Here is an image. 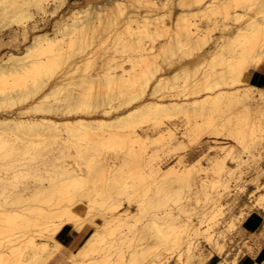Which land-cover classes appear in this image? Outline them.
Segmentation results:
<instances>
[{"label": "rangeland", "instance_id": "obj_1", "mask_svg": "<svg viewBox=\"0 0 264 264\" xmlns=\"http://www.w3.org/2000/svg\"><path fill=\"white\" fill-rule=\"evenodd\" d=\"M102 1L68 0L62 8L56 10L55 0H47L46 7L48 8L45 9V14L38 12L35 7L32 8L31 6L29 9L33 13L30 10L28 13L34 15L33 18H35L28 21L23 19L28 27V31L25 32L21 27L24 21L17 22L14 17H10L12 20L10 18L5 19L6 21L3 20L0 24V64L7 60L9 53L22 54L35 36L43 33H49L53 36L57 30L58 21L62 17H66L71 10L81 8L88 2L100 3ZM173 2L172 0H158V7L161 12L169 8L176 12L181 9H191L190 7L173 6L171 4ZM0 4L1 9L5 1L0 0ZM247 4L251 5L250 10L242 8ZM230 5L229 18L232 17L231 14L235 10L240 12L246 10L248 15L241 17L240 21L229 18H225L229 20H224L220 14L212 15L214 17L213 22H216V28H214L213 22H208L206 16L202 19L197 17L198 20H202L204 26L207 25L206 23L211 25L210 28L204 29L208 32V37L202 45L204 48L201 47L202 49L199 48V50L198 48L188 50L187 48L191 43L187 42L179 50L177 49V52L175 51L171 55L166 52L164 54L160 46L173 37L172 24L173 20H176L177 14H172V17L168 15L164 20H159V26L167 31L156 35V20L144 18L145 8L137 7L136 11L135 8L133 10L141 17L139 27L135 20L123 17L117 20L115 26L106 32L85 34L84 37H81L82 42L77 40V42L66 45L62 49L45 47L42 50L47 51H37L30 60L38 61L40 59L46 60L48 57L55 59L72 56V60L76 58V61L77 59L78 62L81 61L79 63L81 68L79 69H73L64 64L56 70L51 82L58 84L59 81H62L58 78L65 79V82L69 83L67 91L55 93L40 101H43L45 105L54 107L55 111L50 114L53 118H58L57 115L62 114L60 111L62 109H66L65 114L69 115L76 112V114H85L86 112L87 115H95L96 112L91 114L92 110L96 109L93 105L86 103L77 105V99L80 101V97L77 96L79 94L82 97L87 96L89 90L83 91L84 86L85 88L92 85L96 86L97 79L105 80L118 77L123 73H135V70L140 72L141 65L137 63L138 53L135 51L136 44L139 42L146 44L145 47L148 49L155 46L156 53L153 57L156 62L158 61V65H156L159 69L158 73L164 72L167 75L178 73L181 76L185 71L189 72L186 80L182 77L179 78L173 87H167L158 92L157 95L160 98L166 96L168 98L173 95L172 98L180 101L195 98L197 95L194 92L203 89L207 83L206 81L203 82L205 75L209 74L210 78H214L217 73L225 68L226 63L219 62V58L225 55L232 59V48L221 46L224 43L222 37L224 25H233L236 29V27L244 28L246 24L248 26L254 21H264V19L262 20L264 18L263 0L246 1L245 5L231 1ZM256 9L257 11H255ZM258 18L261 19L257 20ZM148 32L150 34L154 32V37L149 38ZM186 54L188 55L184 58ZM205 57L207 59H204ZM94 76H97V79ZM258 76V72L253 75V82L258 87L264 88V82L259 83L257 81ZM91 77L94 83H91L93 82ZM226 81L231 84L234 82L231 78ZM226 81L216 85V90L227 88ZM238 85L237 82L234 83V86ZM48 88L49 85L44 87L46 90ZM42 93L43 90L39 94ZM133 93L126 94L121 100L112 102V105H120L124 99H128ZM39 94L37 95L39 96ZM255 97L259 104L252 107L247 104V101L226 100L220 110L211 115L197 113L189 117H161L162 124L177 123L180 128L179 135H182L195 123L206 124L202 131V140L191 144L190 149H171L162 141H156L157 139H153V141L140 139L139 141L135 137L137 134L130 128L96 130L93 134L95 136L108 137L119 133L127 139V143L122 148L102 147L99 153L98 158L106 166L104 192L98 191V187L102 185L98 182L94 188L85 193H58L50 198L33 192L32 189L23 191L22 186L27 182L21 181L20 178L13 179L12 176L8 175L11 182L0 187V200L3 201L1 209L11 211L12 208L16 207L11 203V199L15 193L22 191L27 200L24 201L25 204L23 203L24 215L19 214L18 217L27 216L31 222L27 225L17 224V222L0 225V229L4 232L3 236L15 233L11 238L3 239L4 237L1 236L0 242H4L7 247H14L16 250L14 254L10 253V248V250L7 249L10 254L7 251L6 254L0 253V256H4L0 264H18L19 262L21 264H147V261L154 258L155 255H159L164 264H204L211 254H218L220 260L225 257L229 261L232 260L231 262L225 260V264H238L241 257H245L247 253L254 255L255 247L248 241L242 240L245 234L243 229L246 220L255 212H264V148H261L264 145V99L260 97V92H255ZM33 100L35 99L29 98L24 104H30ZM6 104L4 103L0 107V113L5 114L21 106V103H14L15 105L13 104L12 107L9 106L10 103ZM34 105L37 104L34 103ZM41 114H43L42 111L36 113V115ZM148 119L147 124H143V126L147 128L151 125L148 133L152 136H158L160 129L152 128L155 119ZM138 132L144 135L139 129ZM87 143L83 135L63 130L60 131L57 138H52L46 145H40L41 155H36L37 150L35 149H30L29 153L26 154L16 153L7 144L6 148L0 151V165L8 170L14 169L16 165L23 162L25 166L27 165L26 167L35 168V164L40 161V163L42 162L40 168L48 169L50 174L47 176L56 182L61 179L56 172L62 165L76 167L78 163H82L80 154L87 151ZM222 146L233 147L236 154H240L241 159L246 161L237 166L238 163L228 156L226 164L234 171L228 176L231 179L229 189L222 191L224 193L221 201L222 210L218 212L213 208L209 197L215 191L216 180L223 173L218 171L209 159L220 155L224 156L226 152L221 149ZM200 158L204 170L193 171L184 185L181 183L174 184L175 188L173 189L178 190V197L173 198V200L163 197L164 200L162 198L161 204L150 205L156 184H158L157 180L160 178V174L154 171L157 166L166 168L172 164L177 165L181 160L185 165ZM126 159H130L134 168L140 171L143 176L144 180L138 187V191L133 189L131 182H128L131 179L128 178L125 179V182L127 181L129 184L125 183L124 180H122L123 182L120 181L122 182L119 186L120 190L113 187L112 181L116 173L120 171L126 174L129 171ZM38 181L37 179L36 182ZM36 182L33 181L32 184L49 185V181L44 178H41L39 183ZM14 184L17 185L16 188H13ZM77 204L82 205L80 214L72 215L70 211ZM169 208H173L177 217L172 225L174 233L170 235L169 241H159L155 237L147 239L136 237L140 235L142 227L148 222L150 213H153L151 211H156L161 216L164 210ZM126 210L139 213L138 221L131 226H122L116 220L120 211L125 212ZM13 213L7 212L11 219L16 217ZM163 226L166 227V224ZM193 226L200 227L202 231L209 229L213 239L209 241L207 235L200 234L192 241V247H197L186 252V245L183 244L182 247H179V245L174 244L175 235H178L180 241H183L188 227ZM29 236L35 241H27ZM154 239L155 244L152 245ZM157 241L158 243H156ZM150 244L152 249L149 255L146 256L140 252L133 254L134 251L141 250ZM261 258V254H259L257 264H264V260Z\"/></svg>", "mask_w": 264, "mask_h": 264}, {"label": "bare ground", "instance_id": "obj_2", "mask_svg": "<svg viewBox=\"0 0 264 264\" xmlns=\"http://www.w3.org/2000/svg\"><path fill=\"white\" fill-rule=\"evenodd\" d=\"M3 1H5V4L0 9V24L3 20H7L10 17L16 18L17 22L24 21L23 19H27V21L29 19L31 20L34 16L31 13H28V10H30L29 7L31 6L32 8L35 7L38 12L42 13L48 8L46 7L47 0ZM67 1L68 0H55L56 10L62 8ZM172 1H174L171 3L173 6L180 8L190 7L191 9H181L176 12L169 8L161 12L158 7V0H103L100 3L88 2L81 8L71 10L66 17H62L58 21V27L53 36L49 33L39 34L33 38L34 40L30 45L26 46L25 51L22 54L9 53L7 55V60H4L0 64V107L4 103H10V107H12L14 103H21V106L16 110L6 112L5 114L0 113V151L6 148L7 144H9L12 148L11 150L16 153L26 154L29 153L30 149H35L37 150L36 155H41V150H39V148H41L40 145H46L52 138H57L60 131L63 130L77 132L78 134L83 135L88 142V147L85 153L80 154L82 159L81 164L78 163L76 167H70L67 165L61 166L56 172L60 175L61 179L56 182H53L51 178L47 176V174H50L48 169L40 168V165L42 164L40 161L35 164L36 166L34 165L35 168H28L23 162L16 165L14 169L8 170H5L4 167L0 165V187L11 182V178L8 177L9 175L12 176L13 179L20 178V180L22 179L21 181L24 180V182H27L22 186L23 191L32 189L33 192L35 191L36 193H40L41 195L50 198L58 193H85L94 188L95 184L98 182L102 184L98 187V191L104 192V187L106 186L104 184L106 166L105 163L98 158L99 153L101 152L102 147L122 148L127 143V139L119 133L108 137L95 136L93 134L96 130L130 128L135 134H137L135 137L139 141L140 139L144 141H153V139H157L156 141H162L171 149H190L191 144L202 140V131L205 129L206 124L195 123L194 126H191L190 129L186 130L182 135H179L180 128L177 123L172 122L171 124H162L161 117H189L197 113L200 115H211L214 112H218L226 100L247 101V104L252 107L259 104L256 100L255 92H260V97L264 99V88L255 85L252 79L257 71L252 75H248L247 72V68L251 63L259 65L262 62L260 53L264 50V25H262V21L260 20L254 21L248 26L246 24V27L244 28L236 27L235 29L233 25H224L225 28L222 30L224 43H222L221 46L224 48H232V59L222 55V57L219 58V62L223 61L226 63L225 68H223L220 73H217L214 78H210L209 74L205 75L206 77L203 79V82L206 81V85H204L203 89L195 91L194 93L197 96L191 100H176L175 98H172L173 95L171 94L173 93H171V97L168 98L167 96L160 98L157 95L161 90L163 91V89L170 86L173 87V84L176 83L179 78L181 79L182 77V79L186 80L189 72L184 70L185 72L183 71L184 73L181 76L178 73L170 75H167L164 72L158 73L159 69L156 67L158 61L156 62L153 57L156 53L154 50L155 46L148 49L145 47L146 44L139 42L136 44L135 51L138 53L137 63L141 65L140 72L135 70V73H123L118 77L107 78L105 80H98L96 78L97 76H94L95 79H97V82H95L96 86L92 85L88 88H85L84 86L83 91L89 90L88 95L82 97L81 94H79L77 97H80V101L76 97L78 102L77 105H82L83 103L93 105L94 109H96L94 111L92 110L91 114L96 112L97 115H87L86 112L85 114L82 112V114H76V112L73 115H69L65 114L67 111L66 109L60 110L62 114H58V118H53L50 115L55 111L54 107L51 105H45V103L40 100L46 99L55 93L65 90L67 91V85L69 84H67L65 79L62 78H58V80H62L59 81L60 83L58 84L51 82L56 74V70L64 64L69 65V67L73 69H79L81 68L79 65L81 61L78 62V59L76 61V58L72 60V56L55 59L48 57L46 60L40 59L38 61L30 60L37 51L42 50L45 47L48 49L54 47L62 49L66 45L81 40V37H84L85 34L87 35L89 32H106L115 26L117 20L123 17L125 19L135 20L139 27V19L141 17L135 12L137 7L145 8L144 18H153L156 20V35L160 32L163 33L167 31L159 26V20H164L168 15L171 16L172 14H177L175 17L176 20H173L172 24L174 29L173 37L160 46L161 50L164 51V54L170 53L171 55L173 52L175 53L177 49L179 50V48L184 46L187 42L191 43L187 48L188 50L194 48H198L199 50L208 37V32L204 29L210 28L211 25L206 23L207 25L204 26L201 22L202 20H198L197 17L202 19L206 16L208 22L211 21L212 23L214 20L212 15L216 16L220 14L224 20L230 19L235 21L248 15L246 10H250L251 6L248 4L245 5V2L250 0ZM231 1L236 2L237 4H244L245 6L242 8H245L246 10H242V12L235 10L233 11V14H231L232 17L229 18ZM134 8L135 11L133 10ZM255 11H257V9ZM12 18L10 19L12 20ZM259 19L261 18H258L257 20ZM263 19L264 18H262V20ZM25 23L26 22L24 21L23 26H21L24 32L28 28ZM213 25L214 28H216L215 21L213 22ZM153 33L150 34L148 32L150 35L148 37L150 38L152 36L153 38ZM82 41L83 40L80 42ZM202 48H204V46ZM187 55L188 54H186L184 58H186ZM204 59H207V57ZM241 67H244L245 70L240 73L238 82L237 72ZM178 72L182 73L181 71ZM245 77H247V79H245ZM230 78L234 81L233 84L226 81ZM91 81H93V79ZM223 81L227 82L226 84L228 87L216 90V85ZM235 82L239 85L234 86ZM91 83H94V81ZM48 85L49 88L47 90L44 89V87ZM14 87L18 88L8 90ZM42 90L43 93L39 94ZM128 93L133 94L128 99H124L120 105H112V102L121 100V98ZM37 94H39V96ZM69 94L72 95L71 92H69ZM29 98L35 100L30 104L25 105L24 102ZM34 103L37 105H34ZM37 111H42L43 114L36 115ZM88 114L90 113L88 112ZM148 118L155 119L152 123V128L160 129L158 136H152L148 133L151 125L147 128L143 126V124H147L149 121ZM138 129L144 135L140 134ZM261 148L263 149L264 145ZM221 149L226 152L224 156L220 155L209 159L211 164H213L218 171L223 173V175L220 173L221 175L214 185L215 191L209 197L211 204L214 206L213 208L218 212L222 210L221 201L224 196L222 191L229 189L231 179L228 178V176L233 174L234 171L233 168H230L226 164L228 156L238 163L237 166L242 165L243 162L246 161L242 160L240 154H236L235 149L231 146H222ZM126 162L129 165V171L126 174L118 171L112 181L113 187L120 190V183L123 182L122 180L125 182V179L128 178L129 180L131 179L128 182H131L130 184L133 189L138 191V187H140V184L144 180L143 176L140 171H137L134 168L133 162L130 159H126ZM202 170H204V166L201 164V158L185 165L183 164V160H181L177 165L172 164L166 168L157 166L154 171L157 174H160V178L157 180L158 184H156L154 197L150 201V205L155 206L161 204L163 197L168 200H173V198L178 197L179 192L177 189H173L175 188L174 184L181 183L184 185L193 171L199 172ZM41 178L48 180L49 185L40 186L38 184H32L33 181L36 182L37 179L40 181ZM39 181L36 183H39ZM125 183H127V181ZM15 186L17 185L14 184L13 188H16ZM123 189L126 190L125 188ZM133 189L131 188V191ZM11 200L13 206H16L12 208L11 211L1 209L3 201L0 200V225L2 223L14 222L22 225L29 224L31 222L29 217H18L19 214L24 215L22 210H25L23 209L25 204L24 201L27 199L23 192L15 193ZM81 206L82 205L77 204L70 213L72 215L80 214ZM140 211H143V209H140ZM7 212H14L13 214H15L16 217L11 219ZM151 212L153 213H150L148 222L142 227L140 235H137L136 237H140L141 239L155 237V239L159 241H169L170 235L174 233L172 225L177 219L173 208L165 209L161 216H159L156 211ZM138 217L139 213H132L126 210L125 212L120 211L116 220L122 226H131L138 221ZM163 224H166V227H164ZM148 232H150V234H148ZM3 233V230L0 229V240H2V237L5 239L6 237L11 238L15 235V233H12L3 236ZM200 234L207 235L209 241L213 239V235H211L209 229L202 231L200 227L193 226L188 227L183 241H180L178 235H175L174 244L179 245V247H182L183 244L186 245V252H189L192 248L197 247H192V241ZM155 239L152 245L155 244ZM10 241H12V239H10ZM27 241H35V239L29 236ZM156 243H158V241ZM152 245L150 244V246L147 245L141 250H136L133 254L140 252L147 256L151 253ZM9 248L11 249V254L16 252L14 247H7L4 242H0V253L6 254V251ZM3 257V255L0 256V261ZM18 264H21V262ZM147 264L164 263L159 255H155L154 258H150L147 261ZM219 264L225 263L220 262Z\"/></svg>", "mask_w": 264, "mask_h": 264}, {"label": "crops", "instance_id": "obj_3", "mask_svg": "<svg viewBox=\"0 0 264 264\" xmlns=\"http://www.w3.org/2000/svg\"><path fill=\"white\" fill-rule=\"evenodd\" d=\"M258 72L257 81L260 83L264 82V72ZM244 238L242 241H248L255 247V254H246L245 257H241L238 264H257V256L261 254V259L264 260V212H255L245 222ZM228 258L220 260L218 254H211L204 264H218L224 262ZM229 261V260H228ZM230 260L229 262H231Z\"/></svg>", "mask_w": 264, "mask_h": 264}, {"label": "snow or ice", "instance_id": "obj_4", "mask_svg": "<svg viewBox=\"0 0 264 264\" xmlns=\"http://www.w3.org/2000/svg\"><path fill=\"white\" fill-rule=\"evenodd\" d=\"M261 23L262 25H264V21H262ZM260 55L262 57V62L259 65H257L256 63H251L247 68L248 75H252L256 71L264 72V50L261 51ZM244 70H245L244 67H241V69L238 70L237 72L238 82H239L240 73L244 72ZM245 79H247V77H245Z\"/></svg>", "mask_w": 264, "mask_h": 264}]
</instances>
